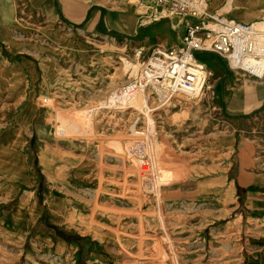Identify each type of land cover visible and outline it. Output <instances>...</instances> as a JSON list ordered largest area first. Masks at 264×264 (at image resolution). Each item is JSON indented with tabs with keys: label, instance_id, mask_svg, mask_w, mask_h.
I'll list each match as a JSON object with an SVG mask.
<instances>
[{
	"label": "rangeland",
	"instance_id": "1",
	"mask_svg": "<svg viewBox=\"0 0 264 264\" xmlns=\"http://www.w3.org/2000/svg\"><path fill=\"white\" fill-rule=\"evenodd\" d=\"M200 1L241 22L264 20V0ZM81 6L100 8L99 22L73 21ZM177 15L160 0H0V137L19 110L11 107L32 104L8 157L27 179L20 185L0 168V218L24 194L40 211L27 233L0 225V264H175L173 256L179 264H243L246 244L264 236V203L245 204V186L264 184V68L259 76L198 52L207 75L202 97L151 112L104 105L141 69L137 50L147 57L178 42L169 38L182 33L178 26L160 39L153 33ZM126 60L138 71L131 74ZM5 64L22 65L20 97L9 93L16 79ZM62 121L68 133L57 130ZM142 154L154 159L144 174ZM55 190L64 214L52 205ZM38 230L48 237L36 245Z\"/></svg>",
	"mask_w": 264,
	"mask_h": 264
},
{
	"label": "built area",
	"instance_id": "2",
	"mask_svg": "<svg viewBox=\"0 0 264 264\" xmlns=\"http://www.w3.org/2000/svg\"><path fill=\"white\" fill-rule=\"evenodd\" d=\"M160 2L177 11L186 23L185 30L177 43L158 46L147 57L143 49L137 50L136 56L142 59L141 69L129 77L119 92L131 95L144 91L147 99L155 97L160 106L183 98H199L205 93L207 75L203 65H198V52L216 53L231 68V60L240 66L244 59L255 55L258 39L251 23L209 11L200 0ZM152 166L150 156L142 154L143 173L149 172Z\"/></svg>",
	"mask_w": 264,
	"mask_h": 264
},
{
	"label": "bare ground",
	"instance_id": "3",
	"mask_svg": "<svg viewBox=\"0 0 264 264\" xmlns=\"http://www.w3.org/2000/svg\"><path fill=\"white\" fill-rule=\"evenodd\" d=\"M241 18L243 20H247L246 17L241 16ZM91 22L90 25H93V21L95 20V14H93L92 18H91ZM252 27L255 29L256 33H257V39H258V45L257 48L255 50V55L253 57H249L244 59L240 66L237 65L236 61L231 60V64L234 67L235 70H246L248 72L251 73H255L259 76L262 75V71L264 68V20L262 21H256L254 23H251ZM90 27V26H89ZM126 66L128 69L131 70V74H134L136 71H138V64L128 61L126 60ZM200 67H202V64H198ZM203 68V67H202ZM3 72L9 74L11 77H14L16 79L15 84L12 86L13 88H11L9 90V93H14L16 96L20 97V94L22 93L23 87H24V81H23V70H22V65L21 64H16V65H8L5 64V66L3 67ZM198 70V69H196ZM16 89H18L17 91H15ZM4 87L0 88V100L3 98L4 96ZM13 95V94H12ZM17 97V98H18ZM189 99V98H187ZM52 101V103H54V100H48V102ZM149 100L147 99V93L142 91V92H136L133 93L131 95L123 93L122 91L118 93V91H114L111 93V95L109 96V99L104 103V105L106 107H124L125 109H145V107L149 108V112L151 111H157L159 108L163 107V106H159V107H149ZM16 104V103H14ZM112 104V105H110ZM11 109L13 110H17L15 119H14V123L12 128L8 129L7 131L3 132L1 134L0 137V164L2 170L4 171L5 177L11 181H14L15 179H17L16 181L19 182V184H22V180L27 179L26 177V172H25V167L22 165H14L11 166L8 164V157L11 158L13 157L12 154H16V150H17V146H16V138L18 137V133H21L24 131L25 127L27 126L28 122L30 121V117H31V109H32V104L29 102L27 105L22 106V108L19 107H11ZM9 110H10V106H9ZM0 111L2 110V106H0ZM148 111H146L147 113ZM148 120H152V116L151 114H148ZM63 121H65V118H63ZM61 122L59 123V125L57 126V130L60 133H68L70 131V122ZM151 126L153 125V122L150 123ZM76 127V126H75ZM152 128V127H150ZM139 134V133H137ZM14 145V148L11 150L12 146ZM155 150H156V154L157 155H161V150H162V146L159 144V142H157L156 146H155ZM132 150H136L135 148ZM149 151L152 155V157L154 156L153 152H152V147L149 148ZM173 154V153H172ZM151 160L154 161L153 158H151ZM172 171H168V173H171ZM144 174V173H143ZM147 175V174H146ZM142 178H145L150 181V177L149 176H144V175H139ZM17 186L13 185V191H17ZM55 198L52 201V205L59 210V212H61L62 214L66 213V208L65 205L62 201V196L58 195V192L55 190ZM96 202L97 197L95 198ZM95 206H97V204L95 203ZM55 210V209H54ZM40 211H38L36 208H34V206L32 205V201L30 199V196L28 194H24L20 197L19 202L16 206L12 207L10 210H6L1 218H0V225L4 228V229H16L20 232H29L31 224L33 223L32 218H29L30 215H37ZM59 216L55 211H51V220L53 222H59ZM0 226V227H1ZM18 233V235H20ZM9 234V232H8ZM14 235V234H12ZM16 235V237H14V242L15 244L19 243V236ZM21 236V235H20ZM44 237H48V235H46L42 230H38L36 232V242L35 244L37 245V243ZM51 238V241L53 243L57 244V247H65L66 245H69L68 242H66L64 239L61 238H56L54 236H49ZM39 246V245H38ZM71 249V248H70ZM99 250V249H98ZM98 253V251L96 252V254ZM123 254L125 256H128V252L127 250H124ZM142 257V256H139ZM137 257V258H139ZM174 260H175V264H179L178 261L176 260L175 256ZM140 259V258H139ZM137 261V260H136ZM128 262V261H127ZM132 263V262H131ZM145 263V261L143 262ZM141 264V263H140Z\"/></svg>",
	"mask_w": 264,
	"mask_h": 264
},
{
	"label": "crops",
	"instance_id": "4",
	"mask_svg": "<svg viewBox=\"0 0 264 264\" xmlns=\"http://www.w3.org/2000/svg\"><path fill=\"white\" fill-rule=\"evenodd\" d=\"M95 14V20L93 21V24H96L101 19L102 13L100 8L96 7H83L81 6L80 9H78L73 15H71V18H73V21L80 22L82 20H85L86 22H91V18ZM180 17L179 15H177ZM133 16H131L132 18ZM178 17L174 16L170 20L167 18V20H164L162 23L158 24L155 29L154 36L155 38L160 39V37L171 35V30H176V27H179V31L182 28V33L178 35V37L175 35L172 37H169L171 40L175 41L179 39V37L183 34L185 30L186 23L183 19H177ZM136 18V17H135ZM165 18V17H164ZM173 22L177 23L175 26L173 25ZM129 23H132L131 20H129ZM139 28V26H137ZM137 28L135 29V32H137ZM175 34V32H173ZM168 38V39H169ZM177 43V42H176ZM172 45V44H171ZM245 194L247 198L246 205L249 204V201H258L259 203H264V184L261 182L255 181L252 185L245 186ZM260 205V204H259ZM261 208V207H260ZM78 242V241H77ZM77 250H81L82 248L80 245L77 246ZM83 264H88L87 261H82ZM243 264H264V236L259 239L258 241H253L250 245L249 243L246 244V252L244 254V262Z\"/></svg>",
	"mask_w": 264,
	"mask_h": 264
},
{
	"label": "trees",
	"instance_id": "5",
	"mask_svg": "<svg viewBox=\"0 0 264 264\" xmlns=\"http://www.w3.org/2000/svg\"><path fill=\"white\" fill-rule=\"evenodd\" d=\"M199 59H201V58L199 57ZM58 232H59L60 235H62V237H64L68 241L73 239L71 235L65 233L64 231H58Z\"/></svg>",
	"mask_w": 264,
	"mask_h": 264
}]
</instances>
